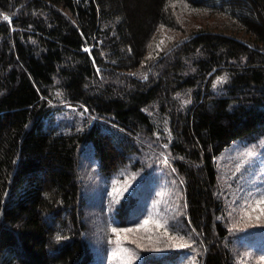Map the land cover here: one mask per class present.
<instances>
[{"label":"trees","instance_id":"trees-1","mask_svg":"<svg viewBox=\"0 0 264 264\" xmlns=\"http://www.w3.org/2000/svg\"><path fill=\"white\" fill-rule=\"evenodd\" d=\"M164 28L182 36L149 57ZM159 137L199 260L238 264L217 157L264 149V0H0V264H94L83 151L113 175Z\"/></svg>","mask_w":264,"mask_h":264},{"label":"rangeland","instance_id":"rangeland-1","mask_svg":"<svg viewBox=\"0 0 264 264\" xmlns=\"http://www.w3.org/2000/svg\"><path fill=\"white\" fill-rule=\"evenodd\" d=\"M181 36L177 29L164 28L157 32L149 57L156 49L161 51L171 46ZM226 74L221 72L215 79V89L220 88ZM79 107L66 105L59 120L64 124H80L84 113ZM146 145L143 142L138 156L113 175L101 172L99 160L90 148L81 155L80 179L86 197L94 264H202L199 260L201 239L185 217L184 184L167 146L161 137ZM217 166V192L224 200L225 220L234 238L236 261L264 264L261 259L264 257V203H259L264 200V149L254 141L237 140L217 157ZM128 200L125 221L121 223L118 210ZM145 220L149 221L147 225ZM156 221L162 226L157 227ZM112 228L133 231L113 233ZM181 244L187 246L181 247ZM132 255L134 258L129 259Z\"/></svg>","mask_w":264,"mask_h":264},{"label":"snow or ice","instance_id":"snow-or-ice-1","mask_svg":"<svg viewBox=\"0 0 264 264\" xmlns=\"http://www.w3.org/2000/svg\"><path fill=\"white\" fill-rule=\"evenodd\" d=\"M161 42H162V41H161ZM259 203H264V200L259 201ZM148 223H149L148 220H145V221H144V224H145V225H147ZM155 223H156V226H157V227H161V226H162L158 221H156ZM138 227H140V226H138ZM111 231H112L113 233H120V232H126V233H127V232H132L133 229H130V228H125V229L112 228ZM125 238H126V237H125ZM57 239H60V237H57ZM181 239H182V238H181ZM119 240H120V237H119V235H118V236H117V241L119 242ZM180 246H181V247H186L187 245H186V244H181ZM123 251H124V252H129L128 249H123ZM115 254H117V253H114V255H115ZM132 258H134V255L130 256L129 259H132ZM261 259H264V257H261Z\"/></svg>","mask_w":264,"mask_h":264}]
</instances>
